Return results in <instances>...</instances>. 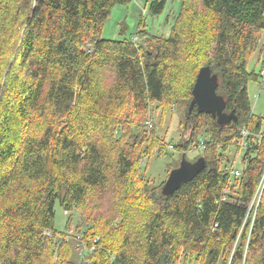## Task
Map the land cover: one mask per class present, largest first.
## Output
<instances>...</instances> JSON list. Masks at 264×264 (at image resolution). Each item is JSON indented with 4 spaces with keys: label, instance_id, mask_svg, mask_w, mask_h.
I'll use <instances>...</instances> for the list:
<instances>
[{
    "label": "trees",
    "instance_id": "1",
    "mask_svg": "<svg viewBox=\"0 0 264 264\" xmlns=\"http://www.w3.org/2000/svg\"><path fill=\"white\" fill-rule=\"evenodd\" d=\"M131 1L0 0V264H78L80 246L81 264H264V191L249 213L264 117L248 90L264 78V0H180L167 38L145 18L132 38H102L113 8ZM168 1L145 4L155 16ZM257 51L260 71H249ZM204 67L238 122L189 112ZM179 102L189 136L172 150H201L193 161L206 167L164 196L166 181L154 185L142 163L171 144L146 122L154 105ZM57 203L80 218L64 232Z\"/></svg>",
    "mask_w": 264,
    "mask_h": 264
},
{
    "label": "rangeland",
    "instance_id": "2",
    "mask_svg": "<svg viewBox=\"0 0 264 264\" xmlns=\"http://www.w3.org/2000/svg\"><path fill=\"white\" fill-rule=\"evenodd\" d=\"M181 4L180 0H169L164 11L155 16L151 15L149 5L145 4V0H132L127 4L118 5L113 8L101 37L109 40L132 38L136 36L139 28H141V19L145 18L148 25L146 29L151 35L165 36L167 38L171 33V27L175 22V18L181 9ZM122 30L123 33L121 34ZM137 39L135 38V40ZM258 55L259 51L249 60V71H260L261 66L258 64ZM248 90L253 112L264 117V78L258 81H250ZM154 108L155 105L149 112V118H152L153 123L156 124L157 133L161 138L171 145L182 143L184 139L188 138L189 131L184 130L187 118L185 102H179L177 105L165 110L160 109L155 111ZM168 152V156L162 158L153 156L151 159H145L142 163V169L151 178L154 185H160L162 182H165L171 169L181 162L183 154L179 150L171 149ZM200 153L201 150L191 149L187 154V158L189 161H193ZM241 157L242 154L235 166L240 171L243 170V165L240 163ZM70 217H72L74 225L80 220L77 212L67 214L60 204L57 203L55 206V224L58 231H66V225ZM82 250L83 248L80 246L78 251H74V257L78 264H81L80 253Z\"/></svg>",
    "mask_w": 264,
    "mask_h": 264
},
{
    "label": "water",
    "instance_id": "3",
    "mask_svg": "<svg viewBox=\"0 0 264 264\" xmlns=\"http://www.w3.org/2000/svg\"><path fill=\"white\" fill-rule=\"evenodd\" d=\"M219 78L212 73L210 67H204L200 70L192 90V101L189 112L194 107L200 113L211 114L217 118L219 125H225L231 121L238 122L234 112L226 113V101L218 95L217 88ZM206 167L204 157H199L196 161H189L186 154H183L180 165L174 168L165 184L162 187V195L170 196L177 191L183 184L191 182Z\"/></svg>",
    "mask_w": 264,
    "mask_h": 264
},
{
    "label": "built area",
    "instance_id": "4",
    "mask_svg": "<svg viewBox=\"0 0 264 264\" xmlns=\"http://www.w3.org/2000/svg\"><path fill=\"white\" fill-rule=\"evenodd\" d=\"M261 75L264 76V69L261 71ZM148 128H152L153 126V121L151 119H149L147 122H146ZM241 135H242V139L241 141L239 142H236V145L241 148V149H246L247 146H248V142L246 140L247 136H248V131L246 129H242L241 131ZM201 149H204L205 146L204 144L202 143L201 144ZM169 149H172V145L169 146ZM241 172L240 170H237L235 167L232 168L230 170V174L234 177H240L241 176ZM263 191H264V173H263V176L259 182V185L256 189V192H255V195L252 199V202H251V205H250V209H249V213L252 211L253 212V216H252V220L254 221V218H255V214H256V211L258 209V206L260 204V200H261V197H262V194H263ZM225 200V199H224Z\"/></svg>",
    "mask_w": 264,
    "mask_h": 264
}]
</instances>
